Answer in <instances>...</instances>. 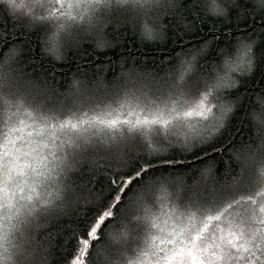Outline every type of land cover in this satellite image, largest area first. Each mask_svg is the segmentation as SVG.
<instances>
[{
	"label": "snow or ice",
	"instance_id": "obj_1",
	"mask_svg": "<svg viewBox=\"0 0 264 264\" xmlns=\"http://www.w3.org/2000/svg\"><path fill=\"white\" fill-rule=\"evenodd\" d=\"M8 7L21 14L32 25L50 26L43 51L56 61L63 57L62 44L74 33L83 29L102 31L97 11L106 13L127 12L135 14L137 33L146 41L164 38L168 19L194 6L193 0H7ZM203 8L210 17H233L245 21L237 32L243 37L234 54L224 63L230 71L217 74L205 90L193 94L189 77L195 68L196 56L183 57L163 99H141L125 95L116 105L79 116L52 119L38 114L22 100L0 97L3 120L0 121V264H33L38 256L35 249L25 243L26 229L42 211L56 204L51 189L42 191L54 177L65 170L68 152L92 140L111 145L129 140L142 141L150 150L157 151L154 137L180 134L187 142L192 137L212 139L224 127L232 112V105L217 104L214 95L232 88L234 74L251 73L257 64V50L264 48V0H203ZM163 10V12H161ZM167 15L168 19H163ZM189 21L184 27H189ZM91 34V33H90ZM0 34V68L14 62L21 53L22 41ZM7 45V46H5ZM95 45L104 50L109 41L97 34ZM203 45L201 52L205 51ZM171 79V78H170ZM4 80L0 73V85ZM195 96V102L190 97ZM248 119L258 133L255 147L250 143L245 149L244 163L233 183L248 179L257 184L253 195L244 204L250 205L252 219L258 227L251 228L243 243L234 245L229 238L234 233V218H224L223 211L201 214L193 208H181L170 202L167 189L161 186L157 206L143 205L129 221L122 222L106 240L103 231L113 219L106 211L66 245L60 236L55 237L52 264H264V90L257 96ZM27 126V138H17L14 133ZM11 137V138H10ZM14 149L15 155H10ZM260 153V159H256ZM252 161L250 165L248 162ZM15 176H10V169ZM147 171V169H144ZM249 175L246 177L245 172ZM20 178L16 186L19 195L9 194V182ZM138 178H142L137 173ZM130 184L131 180H126ZM124 190L116 197L121 202ZM231 207V203L226 205ZM247 212V208L243 209ZM240 210H237V215ZM226 225V226H225ZM134 227L139 229L134 250L126 247ZM220 241H228L221 243ZM129 252V255H125Z\"/></svg>",
	"mask_w": 264,
	"mask_h": 264
},
{
	"label": "trees",
	"instance_id": "obj_2",
	"mask_svg": "<svg viewBox=\"0 0 264 264\" xmlns=\"http://www.w3.org/2000/svg\"><path fill=\"white\" fill-rule=\"evenodd\" d=\"M193 2V7L168 19L167 36L163 42H157L160 39L144 40L136 31L138 20L135 15L115 13L108 17L107 22L99 23L102 31L97 34L109 41L106 49L96 47V34L83 40V43H76L75 48L64 53L60 61L43 51L48 32L10 16L0 4V34L8 31L9 35L18 37L13 43H23L22 54L9 63L11 72L3 74L4 80L12 78L55 98L72 93L76 87L117 88L132 79L152 84L148 85L151 88L154 83L170 85L178 66L174 60L170 63L171 52L188 39L201 35L195 27L197 21L205 32L211 25L220 31L231 30L233 34L245 24L244 20L236 17L228 21L213 19L206 14L203 0ZM185 21L190 22L188 28L183 26ZM227 46L231 50L230 42ZM2 59L0 57V61ZM212 59L218 60V57L213 54ZM262 90L264 48L257 50L255 72L251 77L244 78L241 87L231 93L234 97L243 95L237 113L213 140L190 152L168 149L164 155L153 153L143 146L136 155H127L124 151L116 160L108 156L97 157L96 151L89 149L92 156L89 163H86L87 159L81 160L68 178L61 182L66 186L64 198L37 221L30 242L32 249L38 253L33 264H52L56 236H60L66 245L70 241L74 243V237L84 235L99 215L112 211L113 219L103 231L107 240L120 223L129 221L143 205L153 207L158 202L161 186L167 189L168 195L182 192L204 197L232 196L239 188V182L233 183V177L241 171L244 149L250 143L255 147L259 142L247 112L254 104L252 97ZM137 173L142 178H138ZM126 180H131V183L126 184ZM121 189L124 195L117 204L116 197ZM138 233L139 229L134 227L126 244L129 252L137 246L135 237Z\"/></svg>",
	"mask_w": 264,
	"mask_h": 264
},
{
	"label": "rangeland",
	"instance_id": "obj_3",
	"mask_svg": "<svg viewBox=\"0 0 264 264\" xmlns=\"http://www.w3.org/2000/svg\"><path fill=\"white\" fill-rule=\"evenodd\" d=\"M10 16L17 19H23L29 22L21 14L13 12L7 5V2L0 0ZM107 18L101 20V22H107ZM30 24V22L28 23ZM32 25V24H30ZM44 31L49 32V27L47 25H39ZM91 33V34H90ZM97 31L95 29H83L74 33L73 37L70 40L63 41L62 48L63 53H66L73 48H75L76 43H83V40L90 39L92 36L96 35ZM83 41V42H82ZM1 73L9 74L11 68L9 64H4L0 69ZM230 71V69L225 65L222 69L221 74ZM146 83H141L138 80L132 79L128 83H122L117 88H90L85 89L82 87H76L74 91L70 94H67L64 97L58 98L48 95L37 89H31L24 83H20L17 80L12 78L3 80L2 85H0V97L11 98L12 100L20 99L23 103L33 109L35 112L41 115H45L52 119H65L68 117L79 116L80 113L88 111L92 113L103 108L105 105H116L117 102L124 98L125 95L139 97L141 99H163L169 90L168 84H153V88L149 87ZM194 94V92H193ZM196 97H190L192 102H195ZM3 120V106H0V121ZM2 127V125H0ZM28 128L27 126L22 127L21 130L17 131L13 135L17 138L24 137L27 138ZM217 135L208 140L203 137H192L187 142H185L180 134H169L167 136L157 135L154 137V143L157 146V151H152L159 155L166 154V151L171 149H179L185 152H190L200 146L206 144L207 142L213 140ZM11 138V137H10ZM145 146L140 140H129L126 143H112L111 145L101 143L98 140H92L90 143L85 144L80 142V146L76 149H73L68 152V161L65 164V170L57 177H54L51 183L44 187L42 191L52 190L54 198L56 201H60L64 198L63 190L65 189V184L61 182L68 178L71 174V171L81 162V160H86V163H89V160L92 156L89 155V149H94L97 153V157L108 156L119 158L120 155L125 151L127 155H136L140 150V147ZM2 152V148H0ZM10 155L14 156V149H10ZM256 159H260V153H257ZM253 162L251 161L250 165ZM10 176H15V173H12L11 166L9 169ZM246 177L249 173L245 172ZM20 183V178L17 176L15 180L9 182V194L10 195H19L17 191V185ZM238 189L235 191L232 196L225 197V194L215 195V196H201L195 195L193 193H175L173 195H168L169 200L172 203L179 205L181 208H193L198 210L201 214H215L217 212L223 211L224 218H234L237 225H240L242 222L243 231L241 227H235L233 235L229 238L230 242L234 245L243 243V239L246 238L248 231L251 228L258 227V225L252 219V210L250 205L244 204L246 198L253 195L256 191L257 184L251 180L245 179L239 181ZM3 191V184L0 181V194ZM158 203V202H157ZM157 203L153 207L157 206ZM231 203V207H226ZM247 208V212L243 209ZM237 210H240V214L237 215ZM50 209H46L39 213L31 222V224L26 229V240L25 243L31 247V236L32 233L36 230L37 221L39 217L45 213H48ZM226 226V225H225ZM221 243H227L228 241H220ZM32 248V247H31ZM135 248V247H134Z\"/></svg>",
	"mask_w": 264,
	"mask_h": 264
},
{
	"label": "clouds",
	"instance_id": "obj_4",
	"mask_svg": "<svg viewBox=\"0 0 264 264\" xmlns=\"http://www.w3.org/2000/svg\"><path fill=\"white\" fill-rule=\"evenodd\" d=\"M4 2H7V0H4ZM181 3H183V0H181ZM161 12H163V10H161ZM127 13L135 15L130 9L127 11ZM114 14L115 12L106 13L104 9H101L97 11L96 17L100 22L101 20L107 17H111ZM168 18L169 17L167 15H162L161 22H163V19ZM212 18L220 21H226L224 18ZM48 27L50 29V26ZM195 27L197 30H199L201 35L193 39H188L186 42L181 43V45L174 51H172L170 55V63L174 60L177 64H179V61L185 56H196L195 68L193 70V73L189 77V82L193 85L192 92H194V95L198 94L201 90H205L208 85L215 80L217 74H220L222 72L225 59L228 56L234 54L237 44L241 39H243L242 35L238 32L233 34L232 31L228 29L220 31L218 27H214L211 25L205 32L199 21H197ZM166 29L167 26H165L164 28V37L167 36ZM163 39H160V41L157 42H163ZM221 41H223V43H221ZM229 42L231 43V50H229L227 46ZM205 44H207L208 46L205 51L201 52L200 50ZM192 49L195 50L191 51ZM213 54L215 57H218V60L212 59ZM202 68H206V70L201 71ZM255 70L256 66L253 68V71L251 73H244L239 75L234 74L236 80L235 85L230 89H224L215 93V103L232 105V112L228 114L227 119L224 121V125L232 120L233 116L237 113L241 103L243 102V95H241L240 97H234L231 95V93L240 88L242 80L244 78L251 77ZM260 92L261 91L256 92V95L252 97L253 103L256 100V96ZM241 116H243V113L241 114Z\"/></svg>",
	"mask_w": 264,
	"mask_h": 264
}]
</instances>
